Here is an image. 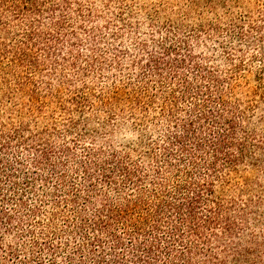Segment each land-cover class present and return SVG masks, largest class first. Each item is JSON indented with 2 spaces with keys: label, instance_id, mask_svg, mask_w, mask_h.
<instances>
[{
  "label": "trees",
  "instance_id": "1",
  "mask_svg": "<svg viewBox=\"0 0 264 264\" xmlns=\"http://www.w3.org/2000/svg\"><path fill=\"white\" fill-rule=\"evenodd\" d=\"M83 11L82 0H0V74L5 81L14 76L31 101L40 99L36 88L27 90L34 77L24 73L33 69L44 75L55 60L46 75H58L59 60L65 59L60 44L75 33L71 15L88 16ZM189 65L194 78L182 72ZM141 68L142 86H117L102 98L110 116L130 110L138 138L89 148L79 164L83 182L70 183L67 174L56 171L53 187L64 196L52 191L37 196L44 204L52 200L50 222L39 219L36 206L27 205L25 195H35V181L29 175L16 180L21 161L6 170L2 165L7 162L0 164L9 187L0 180V247L10 253L7 264H257L264 239L251 228L259 223L256 211L263 196L254 192L256 182L244 171L261 165L257 153L264 154V140L256 139L249 123L248 112L257 105L242 106L225 97L237 88L232 76L237 68L223 76L191 55L167 60L153 54ZM150 76L158 80L157 92L147 81ZM257 92L249 88L246 96ZM79 98L77 108L89 101L86 94ZM14 136L0 147L7 149ZM53 148L37 149L43 161L34 159L36 168L51 161ZM9 204L13 208H4ZM65 204L74 207L69 216L58 210ZM57 218H63L66 240L52 228ZM16 221L28 222L23 230L32 236L33 256L22 257L6 244ZM34 224L47 230L44 241L37 238ZM10 256L17 263H9Z\"/></svg>",
  "mask_w": 264,
  "mask_h": 264
},
{
  "label": "rangeland",
  "instance_id": "2",
  "mask_svg": "<svg viewBox=\"0 0 264 264\" xmlns=\"http://www.w3.org/2000/svg\"><path fill=\"white\" fill-rule=\"evenodd\" d=\"M82 2V13L88 16L80 17L76 12L72 13L70 27H74L75 33L67 35L60 44L59 53L65 59L59 60L58 75H46L52 73L49 69L56 66L55 60L50 61L51 66H46L48 69L43 71L44 75L36 74L33 69L24 73L34 77V84L27 90L36 88L40 99L31 101L27 91L19 87V80L8 75L5 81L0 74V144L15 135L7 149L0 147L3 155L0 154V164L7 162L2 165L6 170L16 160L21 161L22 165L15 174L19 183L24 181L25 176L33 177L36 193L26 194L25 200L28 206L41 210L40 220L50 222L49 212L54 207L52 200L44 204L37 196L44 195L46 191L54 192V196L59 198L64 196L61 188L53 187L56 171L67 174L70 183L72 180L83 182L84 173L79 164L88 158L89 148L104 147L108 141L118 145L138 138L139 132L132 124L130 110L122 114L117 110V118L110 116L102 98H108L117 86H142L139 80L141 66L148 63L152 54L167 60L191 55L223 76L231 75L228 72L237 68L232 72L237 88L233 93H226L225 97L235 103L241 101L242 106L251 104V101L257 105L248 112L249 123L257 132L256 139L264 140V0H242L240 3L234 0ZM89 8L91 11H88ZM252 26L261 28L252 29ZM239 31L245 34L240 36ZM167 50L174 53L168 54ZM182 72L194 78L190 65ZM147 81L157 92V78L150 76ZM249 88L258 89L257 94L246 96ZM83 94L88 96L89 101L79 103L77 108L76 102ZM155 111L156 108L151 117ZM50 145L54 147L51 161L42 168H36L34 161H43L41 151L37 149L46 150ZM257 157L261 158V165L244 173L256 182V185L252 184L254 192L263 196V203L256 211L259 223L251 228L263 240L264 154L257 153ZM8 171L11 172V169ZM6 172L3 171L4 174ZM45 177L49 180L45 181ZM0 180L4 188H9L2 173ZM257 189L259 192H256ZM5 207L13 208L12 204ZM73 209V206L65 204L58 210L69 216ZM26 225L28 222L23 225L14 222L6 244H11L21 252L22 257L28 258L34 254L32 236L25 232L27 229L23 230ZM51 225L66 240L63 218H57ZM34 226L37 238L44 241L43 234L47 230L41 224ZM3 227L0 225V228ZM2 249L4 246L0 247V263L5 261L7 264V254L10 253ZM258 254L257 264H264V252ZM58 257L63 258L61 254ZM13 260L17 263V259L10 256L9 263Z\"/></svg>",
  "mask_w": 264,
  "mask_h": 264
}]
</instances>
